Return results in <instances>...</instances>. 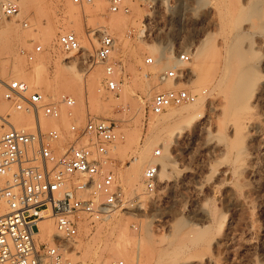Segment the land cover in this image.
<instances>
[{
  "label": "rangeland",
  "instance_id": "1",
  "mask_svg": "<svg viewBox=\"0 0 264 264\" xmlns=\"http://www.w3.org/2000/svg\"><path fill=\"white\" fill-rule=\"evenodd\" d=\"M125 3L128 12L111 11L110 0H21L12 19L1 15L0 5V76L23 79L57 101L64 94L75 99L73 106L59 103L57 118L41 114L42 126L59 132L57 151L74 139L71 125L82 126L90 116L116 122L124 135L110 154L134 204L85 220L66 256L79 264H264V90L254 97L264 79V0ZM103 29L116 38L121 85L115 92L104 87V66L95 59ZM64 32L77 34L80 50H62L58 36ZM201 41L206 69L195 70ZM153 43L177 62L161 66ZM38 44L42 51L30 59ZM184 49L192 55L189 63L178 60ZM148 56L156 61L148 63ZM174 66L184 76L161 82L160 73ZM172 87L193 90L195 101L150 113L153 94ZM231 99L236 111L226 110ZM0 111H10L16 125L35 122L1 97ZM255 118L263 122L259 131L249 127ZM143 149L150 156L144 161ZM152 161L168 168L148 194L143 175ZM135 165L142 167L138 180L128 177Z\"/></svg>",
  "mask_w": 264,
  "mask_h": 264
},
{
  "label": "built area",
  "instance_id": "2",
  "mask_svg": "<svg viewBox=\"0 0 264 264\" xmlns=\"http://www.w3.org/2000/svg\"><path fill=\"white\" fill-rule=\"evenodd\" d=\"M76 4L93 0H72ZM2 15L13 18L20 13V0H0ZM111 11H129L125 0H110ZM28 25L27 22L24 23ZM95 59L105 68L104 87L115 92L121 80L116 75L113 54L116 38L108 30L99 33ZM65 52L80 50L75 32L58 36ZM38 44L34 54L42 51ZM181 63L192 61L189 50L178 53ZM148 63L156 60L146 58ZM183 68L171 67L160 73L161 82L182 78ZM0 97L15 109L35 116L33 125H16L10 111H0V264H79L66 256V249L78 241L82 223L110 216L116 210L134 204L119 183L115 160L110 154L117 139L124 137L116 122L89 117L82 126L71 125L75 134L63 150L57 151V128L45 129L41 114L53 118L60 115L59 103L73 106L75 99L67 94L57 101L22 79L0 76ZM196 93L187 87L156 91L149 112L162 114L171 106L193 102ZM161 154L160 149L154 155ZM160 165L152 161L144 170L146 193L158 183ZM53 217L60 235L54 242L42 240L39 222ZM110 264H125L116 259Z\"/></svg>",
  "mask_w": 264,
  "mask_h": 264
},
{
  "label": "bare ground",
  "instance_id": "3",
  "mask_svg": "<svg viewBox=\"0 0 264 264\" xmlns=\"http://www.w3.org/2000/svg\"><path fill=\"white\" fill-rule=\"evenodd\" d=\"M21 1V0H20ZM20 10H21V7H20ZM20 14V13H19ZM18 14V15H19ZM1 15H2V12H1ZM17 15V16H18ZM4 18H8V17H5L4 15H2ZM16 17V16H15ZM14 18V17H13ZM8 19H12V18H8ZM114 20H116V19H114ZM113 20V21H114ZM120 20V19H119ZM115 25H117L116 23H115ZM120 26V25H119ZM49 38V34L47 33L46 34V39H48ZM99 43V42H98ZM149 45V44H148ZM147 45V46H148ZM149 46H151V48L150 49H153L152 51L156 54V59H157V62H159L160 64H161V66H167V65H172V64H175L177 61H176V59H175V57L173 56V54L171 53V52H165V51H160V49H158L157 47V45H154V43H153V45H149ZM97 49V48H96ZM151 51V52H152ZM195 54H196V57H195V60H196V62L194 63L195 64V66H194V69L196 70V68H203V66H204V62H205V53H206V47H205V43H204V41H201L198 45H197V47H196V50H195ZM161 58H163L164 60L162 61L161 60ZM160 67V66H159ZM162 67V68H163ZM205 67V66H204ZM193 68V67H192ZM157 69V68H156ZM204 70L206 69V68H203ZM104 70H105V68H104ZM203 70V71H204ZM194 71V70H193ZM202 71V72H203ZM207 71H209L208 69H207ZM206 71V72H207ZM210 71H211V69H210ZM200 72H201V70H200ZM202 72L200 73V75L202 74ZM205 72V73H206ZM207 73H209V72H207ZM205 75H207V74H203V76H205ZM23 80V79H22ZM173 83V82H172ZM240 84V83H239ZM151 88V87H150ZM53 89V88H52ZM40 90V89H39ZM50 91H53V90H51V89H49ZM263 90H264V79H262L261 81H260V83H258V85L256 86V89L254 90V97L255 98H257L258 99V97L262 94V92H263ZM41 91V90H40ZM239 88H238V84L236 85V90L235 91H233V93H232V97H234V98H236V97H238V93H239ZM43 92V91H42ZM44 93V92H43ZM148 93H150L149 92V89H148V91H147V95H150V94H148ZM46 94V93H45ZM61 94V93H60ZM47 95V94H46ZM47 96H49V95H47ZM50 97V96H49ZM256 99V100H257ZM232 101H234V99H231L229 102H228V105H227V111H229V110H235L236 111V107H234L235 106V104L232 102ZM174 106V105H173ZM170 108V107H169ZM229 109V110H228ZM168 110V109H167ZM15 114V113H14ZM153 114V113H152ZM253 114H255V111H253L252 112V116L251 117H253ZM249 127H251V128H253V129H255L256 131L258 130H260L262 127H263V122H262V120H260V119H258V118H255V119H253L251 122H250V124H249ZM139 157H140V160H142V161H144V160H146L148 157H150L149 156V153L147 152V151H145V149H143V151L142 152H140V155H139ZM139 159V158H138ZM147 163V162H146ZM141 165H135L134 166V168L133 169H131L130 170V172H129V176L128 177H130V179H134V180H138L139 179V177H140V175H141V169H142V167H140ZM168 168V165L166 164V163H162L161 164V167L159 168V172H158V175L160 176V175H162L165 171H166V169ZM136 182V181H135ZM138 182V181H137ZM235 199H237V198H235ZM241 199V198H240ZM236 201H239V200H236ZM49 217H51V216H46V217H44L45 219H43L42 220V222H41V224H39V226L41 225L42 226V229L44 230V232H43V235H42V231H41V228H40V236H41V239H48V238H45V236H47V237H49V239H51V240H49L48 239V241H50V242H54L56 239H57V236L58 235H60L59 234V232L57 231V228H56V224H55V222H54V224L51 222V218L53 219V217H51V218H49ZM48 218V219H47ZM86 220V219H85ZM84 220V221H85ZM88 222H89V220H88ZM40 223V222H39ZM52 235H54L52 238H51V236ZM73 245V244H72ZM71 247V245L66 249V253L68 252V250H69V248ZM74 262V261H73ZM78 263V262H77Z\"/></svg>",
  "mask_w": 264,
  "mask_h": 264
}]
</instances>
